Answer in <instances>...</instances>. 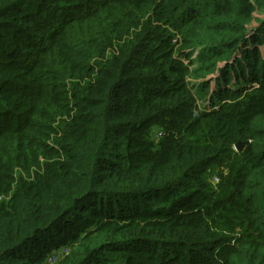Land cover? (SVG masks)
Listing matches in <instances>:
<instances>
[{"label":"trees","instance_id":"obj_1","mask_svg":"<svg viewBox=\"0 0 264 264\" xmlns=\"http://www.w3.org/2000/svg\"><path fill=\"white\" fill-rule=\"evenodd\" d=\"M256 14L0 0V264H264Z\"/></svg>","mask_w":264,"mask_h":264},{"label":"built area","instance_id":"obj_2","mask_svg":"<svg viewBox=\"0 0 264 264\" xmlns=\"http://www.w3.org/2000/svg\"><path fill=\"white\" fill-rule=\"evenodd\" d=\"M156 136L159 137L160 134H157ZM213 180H214L215 182L218 181V179H216V178H214ZM1 199H2V197L0 196V201H1ZM58 253H60V254H62V255H66V254L68 253V250H67L66 248H64V249L60 250ZM55 261H56V257H55L54 255H52V256L49 258V260H48L49 264H50V263H53V262H55Z\"/></svg>","mask_w":264,"mask_h":264},{"label":"water","instance_id":"obj_3","mask_svg":"<svg viewBox=\"0 0 264 264\" xmlns=\"http://www.w3.org/2000/svg\"><path fill=\"white\" fill-rule=\"evenodd\" d=\"M243 147V143L242 142H238L235 146H234V149L235 151H239L241 150Z\"/></svg>","mask_w":264,"mask_h":264},{"label":"rangeland","instance_id":"obj_4","mask_svg":"<svg viewBox=\"0 0 264 264\" xmlns=\"http://www.w3.org/2000/svg\"><path fill=\"white\" fill-rule=\"evenodd\" d=\"M253 24H254V25H252V26L255 27V26L257 25V22H255V23H253ZM210 87H211L212 89L214 88V82H211V83H210ZM59 251H60V250H59ZM59 251H58V252H59ZM48 263H49V262H48Z\"/></svg>","mask_w":264,"mask_h":264},{"label":"crops","instance_id":"obj_5","mask_svg":"<svg viewBox=\"0 0 264 264\" xmlns=\"http://www.w3.org/2000/svg\"><path fill=\"white\" fill-rule=\"evenodd\" d=\"M255 17L258 18V19H262V18L264 17V15L256 14ZM253 25H254V24H253Z\"/></svg>","mask_w":264,"mask_h":264}]
</instances>
